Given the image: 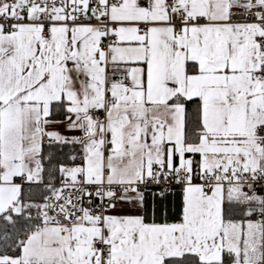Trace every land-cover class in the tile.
<instances>
[{
  "label": "snow or ice",
  "instance_id": "6c2138e0",
  "mask_svg": "<svg viewBox=\"0 0 264 264\" xmlns=\"http://www.w3.org/2000/svg\"><path fill=\"white\" fill-rule=\"evenodd\" d=\"M0 264H264V0H0Z\"/></svg>",
  "mask_w": 264,
  "mask_h": 264
}]
</instances>
